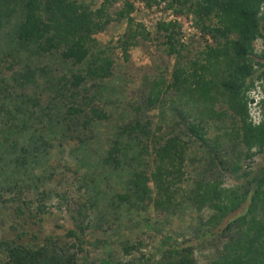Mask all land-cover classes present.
<instances>
[{
	"label": "trees",
	"instance_id": "1",
	"mask_svg": "<svg viewBox=\"0 0 264 264\" xmlns=\"http://www.w3.org/2000/svg\"><path fill=\"white\" fill-rule=\"evenodd\" d=\"M90 1L100 2L99 7L92 10L83 0H0V150L2 154L6 150L13 155V175L21 187L26 182L40 180L41 173L35 172L37 169L40 172L39 165L48 159L51 142L58 132H64L59 110L53 115L49 114L48 106L37 110L39 102L34 94H17L11 91L10 83L20 87L31 85L38 90L36 76L44 75V84L56 101L57 96L66 94L67 87L78 89L85 80L110 78L113 62L94 35L108 23L107 10L114 0ZM138 1L147 6L164 2L177 16L192 15L195 28L213 43L185 60L183 53L188 46L180 38L177 23L157 25L164 52L174 59V65L169 82L162 77L151 82L145 107L158 106L164 94L173 91L180 104L184 102L192 108L188 117L183 118L184 131L179 125L177 132L157 137L151 130L150 120L134 119L116 128L109 149L99 163L109 178H128L124 193L111 198L115 208L125 204L140 212L152 204L156 210L169 212L176 204V182L183 176L191 142L210 147L211 159L223 168L226 164L218 140L210 145L206 137L209 121L226 117L225 112L215 109L218 100L233 115L232 127L225 136L241 147L238 155L248 159L264 153V97L257 105L262 111L257 124L249 121L247 108L255 102L254 98L248 101L247 94L254 88L256 68H262L257 79L261 83L260 94L264 95V0ZM133 8V3L124 0L122 8L115 13L118 20L127 22V30L119 40L124 54L136 46L138 37H149L141 25L133 24L130 17ZM256 40L261 42L260 54L254 53ZM54 54L64 64L83 67V72L72 73L70 79L66 75L57 79L47 68L31 67L32 58ZM13 67L18 70L10 77L5 76V69ZM65 114L84 117V126L107 119L102 111L90 109L86 114L82 107L75 105H70ZM147 155L151 156V165L145 161ZM238 169L235 167L234 171ZM247 185L226 189L220 182L201 179L189 192V201L196 210L207 208L212 212L205 225L216 228L226 222L223 232L233 230L210 264H264V172ZM99 192L100 189L93 196V203ZM1 197L0 194V203ZM245 204L243 215L227 221ZM68 235L78 237L72 231ZM141 246L142 243L127 244L122 249L130 254ZM0 249L6 256L5 264H74L73 255L50 252L45 247L33 250L5 241ZM159 250L161 255L157 260L143 259L127 264H198L189 242L178 243L165 237Z\"/></svg>",
	"mask_w": 264,
	"mask_h": 264
},
{
	"label": "rangeland",
	"instance_id": "2",
	"mask_svg": "<svg viewBox=\"0 0 264 264\" xmlns=\"http://www.w3.org/2000/svg\"><path fill=\"white\" fill-rule=\"evenodd\" d=\"M83 1L92 10L100 4L98 1ZM123 1L114 0L108 7V23L94 35L113 62L109 79L85 80L78 89L67 87L66 94L57 96L56 101L44 84V75L36 76L38 90L31 85L20 87L10 83L11 91L17 94H34L39 102L37 110L48 106L50 115L59 110L60 127L64 133L58 132L57 138L51 142L48 159L39 165L40 172L36 170L37 175L42 174L40 180L26 182L22 187L13 175V155L6 150L2 154L0 150V194L3 201L0 203V244L7 241L33 250L45 247L50 252L60 251L66 256L73 255L74 264H127L159 259V246L168 237L178 243L189 242L194 260L198 264H210L218 257L233 230L223 232L226 222L216 228L205 225L212 212L207 208L196 210L189 201V192L201 179L220 182L226 189L247 187V182L264 172V153H256L248 159L238 155L241 147L225 136L232 127L233 115L218 100L215 109L225 112L226 117L209 121L206 137L209 144L218 140L219 151L226 161L224 168L211 159L210 147L191 142L183 176L176 182V204L169 212L156 210L152 204L140 212L125 204L118 209L114 207L111 198L124 193L128 178H109L99 163L109 149L116 128L134 119L150 120L151 130L157 133V137H167L177 132L179 125L184 131L183 118L192 110L190 105L180 104L173 91L164 94L158 106L145 107L151 82L161 77L169 82L174 65V59L164 52L162 34L157 32V25L170 21L177 23L180 38L188 46L183 53L185 60L213 45L209 37L202 36L195 28L192 15L177 16L164 2L147 6L138 0H127L133 3L130 15L133 24L141 25L149 37H138L136 46L124 54L119 40L127 30V22L115 16ZM253 49L254 53L260 54L259 40L253 42ZM31 64L32 68H47L57 79L64 75L70 79L72 73L84 70L81 66L62 63L58 54L32 58ZM256 69L254 88L247 94L248 101L260 98L262 93L260 79H257L262 68ZM17 70L16 67L5 69V76L10 77ZM70 105L82 107L86 114L90 109H97L105 113L107 119L84 126V117L66 116L65 111ZM247 108L249 121L257 124L261 109L254 104H248ZM150 157L145 156L148 165H151ZM235 167L239 169L234 171ZM99 189L101 192L95 197V206L92 199ZM246 206L232 213L227 221L243 215ZM70 231L78 237L69 236ZM137 243L142 246L130 254L123 252L124 245ZM5 261V253L0 249V264Z\"/></svg>",
	"mask_w": 264,
	"mask_h": 264
},
{
	"label": "clouds",
	"instance_id": "3",
	"mask_svg": "<svg viewBox=\"0 0 264 264\" xmlns=\"http://www.w3.org/2000/svg\"><path fill=\"white\" fill-rule=\"evenodd\" d=\"M264 95L263 94H260V98H258V100L255 101V104L254 106H257L258 105V102L260 99H263Z\"/></svg>",
	"mask_w": 264,
	"mask_h": 264
},
{
	"label": "built area",
	"instance_id": "4",
	"mask_svg": "<svg viewBox=\"0 0 264 264\" xmlns=\"http://www.w3.org/2000/svg\"><path fill=\"white\" fill-rule=\"evenodd\" d=\"M256 100H258V99H255V101H256ZM253 104H255V102H254Z\"/></svg>",
	"mask_w": 264,
	"mask_h": 264
}]
</instances>
